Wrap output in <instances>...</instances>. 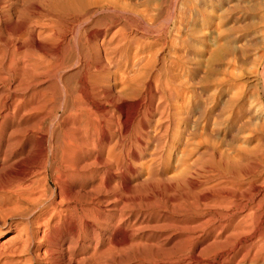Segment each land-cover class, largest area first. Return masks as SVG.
I'll use <instances>...</instances> for the list:
<instances>
[{"label": "bare ground", "instance_id": "bare-ground-1", "mask_svg": "<svg viewBox=\"0 0 264 264\" xmlns=\"http://www.w3.org/2000/svg\"><path fill=\"white\" fill-rule=\"evenodd\" d=\"M17 1L5 2L17 6ZM131 2L26 0L25 5L21 1L20 9L15 7L18 15L10 24L15 33L7 34L8 41L2 44L8 61L0 59V79L6 82L7 89L4 110L0 112V132L8 119L17 123L30 116L39 117L34 121L38 126L48 118L50 125L69 127L65 130L61 127L62 137L61 134L53 137L56 127L52 126L48 133L50 141L41 156L43 166L39 164L41 167L30 171L33 175L26 178L27 183L19 180L16 189V185L10 186L11 194L21 198L18 203L24 198L34 208L43 205L40 215L45 208L50 209L51 212L47 211L52 225L49 227L46 219L43 222L46 229L41 231L39 219L30 218L36 210L30 212L32 207L29 211L27 204L28 208L24 204L25 210L23 206L20 210V203H16L11 206V213L7 203L6 212L18 218L15 223L26 217V224L19 225L23 227L20 229L12 224L7 227L13 232L0 243V264H264V144L260 145L261 150L259 147L258 151L244 153L238 148L239 152H235V144L234 149L229 147L234 151L225 145L228 150L225 153L224 147L212 141L213 137L205 136L203 142L207 144L202 154L206 156L204 160L196 156L200 162L204 161V172L194 171L186 150H192L190 143L195 139L190 142L189 136L197 132L193 127L189 135L187 129L190 114L193 116L191 111L195 109L178 103V99L188 96L190 81L176 80L175 73L165 67L164 56H159L170 40L168 29L150 34L144 25L151 23L152 12L147 14ZM175 10L173 7L172 14L167 16L173 31L183 25L187 14L184 9ZM228 17L237 19L232 13ZM236 29L239 28L231 27L235 38ZM58 44L59 48L66 45L71 50L70 66L75 69L71 75L63 74L65 52L58 60L49 58L48 49L52 51ZM235 48L228 49L229 53ZM183 52L182 61L186 65L187 49ZM49 76L53 77L52 83L37 89L42 79ZM75 77L73 83L71 78ZM231 89L232 97L230 94L228 97L234 100L235 80ZM198 103L199 108L204 107ZM223 108L227 110V105L220 109ZM221 110L218 109L222 115ZM218 113L213 114L220 118ZM121 116L130 119L128 130H123ZM176 122L189 135L183 136L184 140L170 136ZM17 129L20 134L24 131ZM15 132L6 139L9 147L17 139ZM235 137H230V142ZM26 139L33 141V134ZM154 140L157 151L147 152ZM177 144L181 146L178 148ZM34 145L31 144L30 151ZM177 149L179 157L172 162L171 154ZM229 151L232 153L227 154ZM144 153L149 154L143 163ZM143 169L147 173L140 179L143 181L132 184ZM37 183L42 184V189H36ZM52 183L56 185L54 188ZM33 186L40 193L37 197L32 195ZM46 192H50L51 199L44 206L40 199L46 197L43 195ZM149 224L154 228L151 234L137 232ZM162 235L173 241L171 247L165 246L169 249L160 244Z\"/></svg>", "mask_w": 264, "mask_h": 264}, {"label": "rangeland", "instance_id": "rangeland-1", "mask_svg": "<svg viewBox=\"0 0 264 264\" xmlns=\"http://www.w3.org/2000/svg\"><path fill=\"white\" fill-rule=\"evenodd\" d=\"M5 1L6 0H0V28L1 29L3 28L2 29L3 31H1V29H0V31L2 32V33L0 32V34L4 35V36L0 35V37H1L0 40L2 39L1 40L2 43L0 42V50H4V47L2 44L4 43V41H6L8 39L7 36L8 35L11 36L15 33V31H13V29L14 30H16V29L13 28L12 25L10 26V24H13L12 19L13 20L15 19L14 16L18 15L17 11L15 13V9H16L15 7L20 9L21 8L20 5L23 7V5L26 4V0H18L17 4H16L17 6L13 5L14 6L13 7V6H8ZM21 1H22V3L23 2H25V3H23V5H22ZM176 1H177V3H176ZM131 3L133 4V6L139 8V9H143L144 12H148L147 14H150L152 12L150 15H153V17L151 18L152 20L149 21L151 23L144 25V26H146V29L149 28L147 30L150 34H153V33L155 34L158 32L162 33L164 31H167V29H168V32H169L168 34H169L170 40H168V43L163 48L162 53L159 54V56L160 57L164 56L163 59H165L164 60L165 67L167 69L172 70L173 74L175 73V75L177 77L176 80L180 79V82L182 79L183 80L186 79L187 82L190 81L189 83H187V84H189L188 85V92H187L188 96H186L185 99H183V97H182V99H178V103H180V105H181V103L183 105L185 104V106L190 107L192 110L195 109V110H193V112L191 111L193 116H191V114H190L191 121L189 120L190 123H188L187 129H188V134L190 132H192V131L189 132V129L193 130L192 129L193 127H194V129H196L197 132H192L191 135L189 134L190 136L188 134L186 135V133H184V131H183L184 130L183 125L176 122V124L173 126L174 130L172 128V130L170 131V136L171 137H179V139H182V140H184L183 136H186V137L189 136L190 142H191V139H195L192 141L193 143L188 142V145H187V147H188L189 143H190L191 147L190 146L189 147L192 148V150L191 149L190 150L188 149V151L186 150V153L189 154L190 161L193 162L194 171L199 172V173L204 172V167H203L204 161H201V162H203V163H201L200 160L204 156H206V155L202 154L206 149L205 144H207V143L203 142L206 137H213L214 139L212 138L213 139L212 141L218 142L220 148L224 147V149H225V145L227 146L226 148H228V149H230V148L234 149L233 144H235V146H236L235 150L238 148L243 153H244V151L250 152L251 150H255L259 147H260L259 149L261 150V146L264 144V0H132ZM5 6H7V7L4 8ZM173 7H175L176 10L177 9H184L187 11V14H188V15L186 14L185 19H183V25H180L177 28V29L180 28L178 30L179 32H177V29L174 28V31L176 33L173 31V28L170 26V22H169L170 20L167 18L169 13L172 14L171 11H172ZM7 8L8 9L14 8V9H12L13 10L12 11V10H8ZM5 11H7V12H5ZM159 11L161 12V16H160ZM230 13H232V15H235L237 19H235L234 21L230 20L228 17ZM235 21H237V22H235ZM153 22H155V23H153ZM234 22H235V25H234ZM149 24L150 25L153 24V25L150 26ZM233 26L234 27L237 26V28L240 29V30L236 29V30H238L236 32V38L237 39L233 36V33L231 31V27H233ZM138 29H139V27H138ZM155 31H157V32H155ZM238 32H239V34H238ZM218 33H219V36H218ZM180 35L181 36L183 35V36L181 37ZM237 35H238V37H237ZM10 36H9V38H10ZM3 37H5V38L7 37V38L4 39ZM171 37L174 39H171ZM184 38H186V40H188V42ZM144 40H146V39H144ZM171 40H174V41H171ZM170 41L173 43L175 42V43L173 44ZM184 41H186L185 45H187V46L184 45V43H183ZM170 45L173 47L175 46V47L173 48ZM188 45H189V47H188ZM58 46H61V45L58 44L56 47L52 48V51L54 53L52 51H50L49 49H48L49 52L46 50L49 54V58L52 60H54V59L58 60V58H63L65 56L66 59L64 61L65 62L64 64H66V65H64V66H66V68H65V71L63 72V74L71 75L75 72V69L71 68L72 66H70V64L73 61L72 57H70L71 56L70 55L71 50H69L70 48L66 47V45H63L60 48ZM180 46H181V48H180ZM230 46H232V47H230ZM184 47L185 48L187 47L186 48L187 49V58L189 59L188 63L186 65H184L183 61H182V56L184 55L183 51L186 50ZM219 48H220V50H219ZM230 48H235V50L233 52L236 51L235 52L236 54L235 53L233 54V52H232V54H231V52L229 53ZM167 49H169V51ZM0 52L4 54L3 58H2V56H1L2 54L0 53V59L7 60L8 55H7V53H4L5 50L0 51ZM64 52H65V55H64ZM181 52H182V54L179 55L178 53H181ZM174 53L176 56L174 55ZM5 54L7 55L6 57H5ZM57 54H59V55H57ZM67 55L68 56L70 55V56L68 57ZM67 58H68V60H67ZM170 60H171V62H170ZM173 60H174V63H173ZM0 62H1V60H0ZM175 63L177 65L178 64L179 65L176 66ZM67 65H68V67H67ZM168 66H170V68ZM173 67H175L174 69L176 71H173ZM185 67H187V68H185ZM68 68H70V69H68ZM66 69H68V70H66ZM2 71H3L2 73H4L5 69H3ZM0 72H1V70H0ZM234 73H235V75H234L235 77L232 76ZM0 77H1V75H0ZM232 77H234V80H235V89L237 86V89L236 90L234 89L236 91L235 97L237 96L236 97L237 100H235V97H234V100L228 97L230 95H231L230 97H232V94L229 93L230 91H231V93L233 92V89H231V83L234 81ZM47 78H44L46 80L42 79V82L39 83L40 85L38 84L36 86V88L40 89V88H44V87L50 85L52 83L53 77L49 76ZM75 80H76V77L73 79L71 78V81L73 83L75 82ZM178 82H177V84H179ZM5 83L6 82H4L3 80L0 79V112L4 110V108H2V107L5 103V101L7 100L6 94H5V93H7ZM199 94H201V96H197ZM187 97H189V101H190V102H188L189 104L187 103V101H188ZM200 97H201V99H200ZM227 98L230 99V101H229L230 103L227 102V100H229ZM184 100H185V103H183ZM196 100H197V102H195ZM199 101H200V104H202V106H204V107L201 106L202 108H199V103H198ZM226 102H227V104H225ZM231 102H233V104H231ZM222 105L225 107L227 105V110L225 108H223L221 110L220 108L223 107ZM233 105H234V107H233ZM195 106H198V107H195ZM206 106H207V108H206ZM125 109H127V108H125ZM199 109H200V112L196 111ZM218 109L221 110V112L223 111L222 113H224V109L226 110L225 113L222 114L223 116L221 115L220 111H218ZM208 110H209V112H208ZM214 110H215V112H214ZM212 112L216 115H217V112H219L220 114L218 113V116L220 115L219 116L220 118H217ZM199 113H200V116H199ZM212 114H213V117H212ZM194 116H196V117H194ZM207 117H208V119L209 118L210 119L208 120ZM37 118L39 119V117L35 118L33 116L32 117L30 116V117H28V119L27 118L21 119L20 122H17L18 124L16 122L13 123L14 120L8 119V122H7L8 124L6 125L5 129L0 132V166H1L0 167V202L2 201L1 198H3V197L5 200L8 201V202L3 201L0 204L3 205V204L8 203L10 205V212L11 213H12L11 206L12 207L15 206L14 204L18 203V201H20V199H21V198L16 199L17 198L16 194H14V193L11 194V187H13V184H14V185H16V186H14V189H16L17 185L19 184L18 182H20L19 180H21V182H26L33 175V173H32V175H30L31 174L30 171L38 169L39 167H41L40 165L43 166V162H41L42 161L41 156L43 154L42 152L45 151L44 149L47 148L48 142L50 141V139H49L50 136L48 134L50 128L53 126V129L55 127H56V129H58V130L55 129V134L53 137H58V134H61V136L59 135V137H62L64 130L69 127L68 125H65V126L62 125L63 127L62 126L61 127L64 129L63 130V129H61V127L58 128L55 125H50V123L49 124L47 123V122H51V120H49L48 118L41 121V123H39V126H38V122H34L35 120L36 121L38 120ZM215 118L217 121L214 120ZM206 119H207V121H206ZM193 120H195V121H193ZM121 121H122L123 130H128L129 128H131V126H129V125H131L129 118L126 119V118L121 116ZM32 123H34V125H32ZM35 123H37V124H35ZM193 125H195V126H193ZM45 126L47 128H45ZM29 127L31 128L30 131H28ZM124 127L127 129H125ZM17 128H19V131H20V129L24 130V131H22V130L20 131L22 134H20L18 132ZM152 128L153 127H151V131H152L151 134H152V136L154 135V137H155L156 132L153 131ZM233 128H235V131ZM35 129L37 130V132ZM25 130H27L28 132L26 131L27 132L26 133ZM32 130L33 131L35 130V132H34L35 135H34ZM180 130H181V132H180ZM12 131L13 132L17 131V132H15L16 133L15 136L17 137V139H16V141L15 140L13 141V144H12L13 147L12 146L9 147V146H7V140L9 137H11L9 134ZM173 131H175V132H173ZM17 133H19L20 136ZM173 133H175V134H173ZM234 133H236V137H237L236 140H235L236 137L233 136V135H235ZM32 134L34 137V139H32L33 141L27 140L26 138L32 137ZM180 135L182 136V138H180L181 137ZM15 136H12V137H15ZM201 137H202V139L204 137V139L202 140ZM222 137H223V139H222ZM230 137H235L233 142H230L231 141ZM21 138H23V139H21ZM199 139H201V140H199ZM22 140H24V141H22ZM221 140H222V142H221ZM225 140H228L229 142L225 141ZM154 141L150 142V144L151 143H153V144H151V145L149 144V147H148L149 151L147 150V152H153V150L157 151V149H156L157 148L156 147L157 141H155V142ZM199 141H200V143H199ZM223 141H225V142L223 143ZM14 142H15V146H14ZM34 142H35V145H34ZM221 143L223 144L222 146H221ZM31 144H33L34 147L31 148V151H30ZM177 146L179 148L181 145L177 144ZM7 147H9V148H7ZM187 147H186V149H187ZM263 147H264V145H263ZM193 149H195V150H193ZM238 149L235 152H239ZM226 150L227 149L224 150L225 153H226ZM230 150L234 151L232 149H230ZM262 150H263V148H262ZM231 151H229V153H227V154H231L232 153ZM256 151H258V149ZM227 152H228V150H227ZM242 152H240V154H242ZM263 152H264V150H263ZM5 154H6V156H5ZM148 154L149 153H147V154L144 153L143 163L146 161V158H148ZM196 156H198L200 160L198 159V157L196 158ZM3 157H5V159ZM171 157H172V162L174 161V159L176 157H179L178 149L173 151V153L171 154ZM134 158H135V155H134ZM193 158H194V160H193ZM1 159L3 162H1ZM36 159H38V160H36ZM202 160H204V159H202ZM4 161H5V163H4ZM190 161H189V163H190ZM2 165H3V167H2ZM197 165H199V166H197ZM1 168H4V169H1ZM197 168H199L200 171H198ZM201 169L203 171H201ZM145 171L146 170L143 169L139 178L135 182H132V184L137 183V181L138 182L143 181L140 179L145 178V176L147 174ZM26 178H27V180H26ZM37 184H38V186L34 184L36 186V189H37V187L40 188L42 186L41 183H37ZM35 186H33L34 189H35ZM55 186L56 185L54 183H52V187L54 188ZM34 189L32 188V190H34ZM36 189L34 190V193H36V194H34L32 191V193H33L32 195L37 197L40 195V193H39V191L36 192ZM41 189H42V187H41ZM37 190H39V189H37ZM27 194L31 195V193H27ZM21 195L23 196V194H21ZM43 195H46V197H45L46 199L45 198L42 199L44 197V196H42V198L40 197L42 199V200L40 199V201H42L44 206H45L47 204V202L51 199V196H50V192H46V194H43ZM33 196H31V197H33ZM9 197H10V199H9ZM23 199L21 200V202H19L20 204L18 203L21 206L19 207V205H18L16 207H19L20 210H22L23 208L25 210V207L31 206L32 211H30L31 210V207H30L29 208L30 212H33V209L37 211V213L35 215L30 217L31 221L32 220L35 221V219L36 220L39 219L37 224L40 223L41 231L45 230L46 225L45 224L43 225V222H45L46 219L49 220V216H50V212H51L50 209L45 208V210H46L45 213L43 215L42 214L40 215V213H41L40 211H42L44 209L43 205L40 206L39 208H37V207L34 208L33 205H31L32 203L25 201V199L24 200ZM9 200L10 201L12 200L11 201L12 205L10 204ZM23 201H25L26 203H24ZM8 204L6 206L0 205L2 207V211H4L3 208L5 209V212H1V207H0V243L4 240V238L9 236L13 232V231L7 230V227L10 224H12L13 227L15 225L16 228H19V229L23 228L26 224V217L21 219L22 224H20L21 223L20 221H18L19 223H17V224L15 223L16 220H18V218H14L11 216V214H8L9 211H7L8 213L6 212V210H7L6 208L9 207ZM26 204H27V206H26ZM22 206H23V208H21ZM8 210H9V208H8ZM47 210H49L50 212ZM6 214H8V215H6ZM37 214L39 217H37ZM46 215H47V217H46ZM4 222H5V224H4ZM52 223H53V220L50 218V220L48 222L49 227H50V225H52ZM19 225H22L23 227H20ZM149 225L146 228L147 231H146L145 227H144L145 230L142 229L143 228L142 227L141 230H139L137 232H139L140 234H144V235L151 234L152 230L154 228L152 225H150L151 227H149ZM162 232H164V230ZM163 236H165V235H162L161 237H163ZM161 239H159V242L161 241L160 244L164 245L163 248L169 249V247L172 246L173 241L169 240L168 238H164V237ZM164 241H165V243L163 244ZM167 245L169 247H165ZM22 257H23V255H22Z\"/></svg>", "mask_w": 264, "mask_h": 264}]
</instances>
